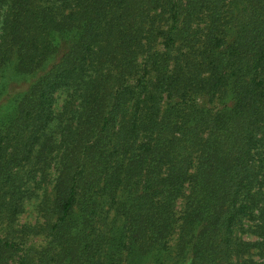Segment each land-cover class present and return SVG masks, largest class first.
I'll list each match as a JSON object with an SVG mask.
<instances>
[{"label":"trees","instance_id":"obj_1","mask_svg":"<svg viewBox=\"0 0 264 264\" xmlns=\"http://www.w3.org/2000/svg\"><path fill=\"white\" fill-rule=\"evenodd\" d=\"M7 69L0 264H264V0H0Z\"/></svg>","mask_w":264,"mask_h":264},{"label":"rangeland","instance_id":"obj_2","mask_svg":"<svg viewBox=\"0 0 264 264\" xmlns=\"http://www.w3.org/2000/svg\"><path fill=\"white\" fill-rule=\"evenodd\" d=\"M5 78L7 79V87L0 93V115L6 110L7 104L10 102V100L17 96L20 92L26 90L28 86V82L25 79H17L18 75L14 71V69H7L5 73ZM61 100L62 97H59V103H61ZM34 204V199H31L27 202L26 211L22 214L20 218L21 222L35 223L37 221L42 220V217H39L37 211L34 209ZM174 237L176 238L177 235H174ZM175 238L172 240V242L175 241ZM35 240L37 243L41 242V239L39 240V236H37ZM167 264L172 263L168 262Z\"/></svg>","mask_w":264,"mask_h":264}]
</instances>
